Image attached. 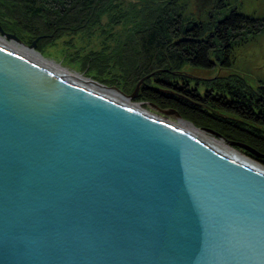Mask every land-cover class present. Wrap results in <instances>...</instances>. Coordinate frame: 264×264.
Masks as SVG:
<instances>
[{"label":"water","instance_id":"1","mask_svg":"<svg viewBox=\"0 0 264 264\" xmlns=\"http://www.w3.org/2000/svg\"><path fill=\"white\" fill-rule=\"evenodd\" d=\"M0 264H264V173L0 44Z\"/></svg>","mask_w":264,"mask_h":264},{"label":"trees","instance_id":"2","mask_svg":"<svg viewBox=\"0 0 264 264\" xmlns=\"http://www.w3.org/2000/svg\"><path fill=\"white\" fill-rule=\"evenodd\" d=\"M0 1L20 5L26 13L25 16L22 12L14 13L12 17L16 20L0 13L2 26L30 39L39 37L38 48L42 49L46 39L84 30L94 18L93 10L104 0ZM194 2L195 16L209 9L220 12L228 8V12L217 18L209 30L203 29V23L197 18L185 27L184 8L177 4L175 9L176 0L150 1L157 8L150 10L148 19L144 18L145 22L136 27L142 53V63L136 73L139 77L147 73L158 75L154 81L150 77L141 84L138 96L163 109L175 108L182 118L194 125L209 127L226 139L245 142L264 153V91L250 93L237 85L224 83L204 91L199 83L192 86L191 76L180 71L186 64L214 67L212 51L226 49L228 56L234 45L233 37L243 36L239 40L242 42L264 31V16L240 9L237 0ZM131 85L135 86L136 82ZM254 157L256 159L251 158L264 167V157Z\"/></svg>","mask_w":264,"mask_h":264},{"label":"rangeland","instance_id":"3","mask_svg":"<svg viewBox=\"0 0 264 264\" xmlns=\"http://www.w3.org/2000/svg\"><path fill=\"white\" fill-rule=\"evenodd\" d=\"M150 1L104 0L98 2L99 6L97 4V8L93 10V19L95 20L90 19V24L84 30L71 31L57 39H46L42 49L38 48V40L37 45L31 47L34 39L9 31L7 30L9 27L3 26V28L6 32L15 33L19 37L20 41L16 39L14 41L32 48L44 57L59 62L60 65L66 66L74 72L98 81L114 92L128 97L133 103H141L149 111L160 113L168 119L175 120L178 118L175 113H168L167 109L141 99L138 94L130 97L135 93L138 83L141 82L142 84L150 77L154 81V77L158 75L147 73L139 77L136 73V69L142 63L136 27L145 22L144 18L148 19L150 10L153 11L157 8ZM194 3V0H176L175 9L177 4L184 8L182 13L185 19V27L189 21L197 18L198 22L203 23L202 28L209 30L217 18L228 12V8L220 12L209 9L203 15L195 16L197 11H195ZM237 5L248 13L264 16V0H237ZM20 12L25 16L26 13L20 5L0 1V13L6 17L16 20L12 16L14 13L19 14ZM184 30L186 31V29ZM0 35L3 36L1 31ZM242 37L235 36L232 38L234 45H232V51L228 56L225 53L226 49L224 51H212L214 67L203 68L186 64L180 71L191 76L190 83L192 86L199 83L204 91L209 87H217L223 83L237 85L241 89H247L250 93L264 91V31L248 36V39L246 38L245 41L241 42L239 40ZM135 82V86L131 85ZM231 145L243 158L256 163L251 157L255 158L254 156L257 155L240 145H233L232 143Z\"/></svg>","mask_w":264,"mask_h":264},{"label":"bare ground","instance_id":"4","mask_svg":"<svg viewBox=\"0 0 264 264\" xmlns=\"http://www.w3.org/2000/svg\"><path fill=\"white\" fill-rule=\"evenodd\" d=\"M2 33V32H1ZM3 36L0 35V44L12 48L14 50H17L21 53H24L27 57H30L32 59L37 60L38 62L42 63L43 65L49 67L50 69L58 72L59 74L65 76L66 78H69L76 83H79L88 89H91L96 92H100L109 98L120 102L124 105H127L129 107H132L136 110H139L147 115H152L155 116L156 118H160L162 120H165L167 122H170L171 124L178 126L182 128L183 130L191 133L192 135L206 141L207 143L211 144L215 148L219 149L220 151L236 158L240 162L250 165L252 167L257 168L259 171L264 173V167L261 165H258L256 163H253L245 158H243L236 150L235 148L231 145L229 141L224 139L225 137L222 136H217L213 134V132H210L204 128H201L199 126H195L193 123L184 120L182 117H179L177 114V119L172 120L164 117L160 113H156L153 111H149L146 108L143 107L141 103H133L128 97L122 96L117 92H114L113 90L109 89L108 87L104 86L103 84L99 83L96 80H93L92 78H88L78 72H74L70 70L66 66L60 65L61 63L55 62L54 60L44 57L41 55L39 52L33 50L32 48L25 46L24 44L20 42L14 41L15 39L7 37L4 33H2ZM59 63V64H58ZM251 152V151H250ZM253 154V152H251ZM256 155V154H255Z\"/></svg>","mask_w":264,"mask_h":264}]
</instances>
